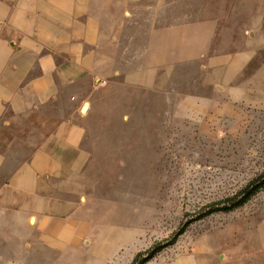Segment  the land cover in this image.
<instances>
[{"label":"rangeland","instance_id":"1","mask_svg":"<svg viewBox=\"0 0 264 264\" xmlns=\"http://www.w3.org/2000/svg\"><path fill=\"white\" fill-rule=\"evenodd\" d=\"M204 1H118L125 34H107L105 44L118 69H140L149 31L194 20ZM238 3L223 8L231 20L213 42L233 65L211 80L200 64L181 66L158 91L108 78L95 97L98 118L77 119L97 160L74 177L89 187L83 245L58 233L36 262L37 238L0 241L3 264H142L161 245L145 264H264V188L237 205L264 182V5ZM61 107L36 118L35 138L72 112Z\"/></svg>","mask_w":264,"mask_h":264},{"label":"crops","instance_id":"2","mask_svg":"<svg viewBox=\"0 0 264 264\" xmlns=\"http://www.w3.org/2000/svg\"><path fill=\"white\" fill-rule=\"evenodd\" d=\"M118 1L0 0V241L9 247L11 241L25 244L27 235L37 238L30 261H43L42 246L57 245L58 233L82 246L92 227L89 187L74 177L97 160L78 120L98 118L95 97L107 79L121 76L128 86L158 91L177 68L200 64L211 80L210 72L235 62L213 44L231 20L223 8L237 1L264 5L205 0L194 20L152 28L142 67L122 73L115 48L105 46L107 34H125L128 18ZM57 104L72 112L35 138L36 118ZM17 129L28 137L20 138Z\"/></svg>","mask_w":264,"mask_h":264},{"label":"trees","instance_id":"3","mask_svg":"<svg viewBox=\"0 0 264 264\" xmlns=\"http://www.w3.org/2000/svg\"><path fill=\"white\" fill-rule=\"evenodd\" d=\"M251 188L252 189H250V191L247 192V195L243 198V200L237 204L238 207H240L243 204H245L249 200L250 197H252L257 192H259L261 189H263L264 188V182H262V183H255V184H253L251 186ZM165 247H166V245H161V246H158V247L153 248V250L151 251L150 255L148 257L144 258V262H142V264H145L147 261L151 260L153 257H155V255H157Z\"/></svg>","mask_w":264,"mask_h":264},{"label":"bare ground","instance_id":"4","mask_svg":"<svg viewBox=\"0 0 264 264\" xmlns=\"http://www.w3.org/2000/svg\"><path fill=\"white\" fill-rule=\"evenodd\" d=\"M88 106L86 107V109L83 111L84 113L87 112Z\"/></svg>","mask_w":264,"mask_h":264}]
</instances>
